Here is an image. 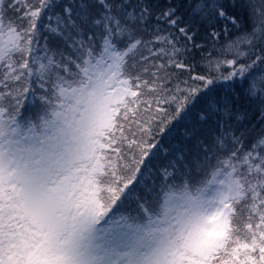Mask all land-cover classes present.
I'll return each mask as SVG.
<instances>
[{"label":"snow or ice","instance_id":"obj_1","mask_svg":"<svg viewBox=\"0 0 264 264\" xmlns=\"http://www.w3.org/2000/svg\"><path fill=\"white\" fill-rule=\"evenodd\" d=\"M198 101L215 127L153 172ZM253 107L264 0H0V264H264Z\"/></svg>","mask_w":264,"mask_h":264},{"label":"trees","instance_id":"obj_2","mask_svg":"<svg viewBox=\"0 0 264 264\" xmlns=\"http://www.w3.org/2000/svg\"><path fill=\"white\" fill-rule=\"evenodd\" d=\"M163 6L166 0H160ZM197 42H201L200 38H197ZM215 55V53H213ZM200 61V53H195V63H197L196 72H203L204 68L198 63ZM226 71V70H225ZM187 75V73H185ZM202 107V102L198 101L195 105H190L186 114H182L181 118L174 120L163 134H158L156 140L159 141L158 147L154 150L155 155L149 161V165L152 171L167 166L168 162L173 159L175 155L181 151H194L197 138H203L208 133L210 128H214L215 125L210 121L205 124L199 122L197 119V112ZM251 113V120L245 121V124L251 127L255 125V129L259 130L264 121H257V112L255 108L249 109ZM194 130H197L193 135ZM250 143V140H249ZM143 195V192L140 193ZM136 205L134 203H128L124 206V211L135 215Z\"/></svg>","mask_w":264,"mask_h":264}]
</instances>
